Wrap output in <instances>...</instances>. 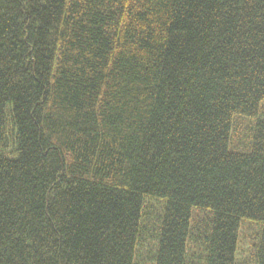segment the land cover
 <instances>
[{
	"label": "trees",
	"instance_id": "obj_1",
	"mask_svg": "<svg viewBox=\"0 0 264 264\" xmlns=\"http://www.w3.org/2000/svg\"><path fill=\"white\" fill-rule=\"evenodd\" d=\"M0 264H264V0H0Z\"/></svg>",
	"mask_w": 264,
	"mask_h": 264
},
{
	"label": "rangeland",
	"instance_id": "obj_2",
	"mask_svg": "<svg viewBox=\"0 0 264 264\" xmlns=\"http://www.w3.org/2000/svg\"><path fill=\"white\" fill-rule=\"evenodd\" d=\"M253 232H255L256 233V230L253 228V227H249V229L248 230H243V236H242V234L240 235V242H241V240H242V244L240 245V248H241V253L242 254H247V246H248V244H249V240H248V238H249V233H253Z\"/></svg>",
	"mask_w": 264,
	"mask_h": 264
}]
</instances>
